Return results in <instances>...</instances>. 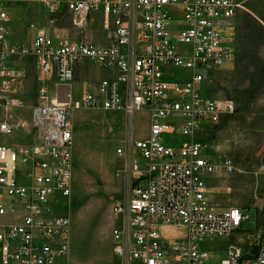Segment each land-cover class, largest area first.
Listing matches in <instances>:
<instances>
[{"label":"built area","instance_id":"built-area-1","mask_svg":"<svg viewBox=\"0 0 264 264\" xmlns=\"http://www.w3.org/2000/svg\"><path fill=\"white\" fill-rule=\"evenodd\" d=\"M22 1L54 14L63 6L80 30L100 13L104 41L40 28L30 43H18L9 9ZM242 9L241 0H0V107H25L16 91L24 79L18 60L35 65L39 98L29 124L23 118L0 122L1 133L30 126L36 137L0 143V264H59L67 256L71 113L83 108L119 112L131 121L139 112L148 116L146 134L136 137L132 130L116 148L128 176L124 200L112 207L120 264H208L200 243L229 238L245 219L240 208L211 205L209 176L233 172L234 163L228 156L213 161L196 135L237 110L233 98L209 96L204 81L233 59L234 18ZM85 62L98 64L104 76L83 84L74 100L73 75ZM172 67L191 75L175 77ZM167 227L184 235L167 237ZM253 244L251 253L229 245L218 264H264V231Z\"/></svg>","mask_w":264,"mask_h":264},{"label":"rangeland","instance_id":"rangeland-1","mask_svg":"<svg viewBox=\"0 0 264 264\" xmlns=\"http://www.w3.org/2000/svg\"><path fill=\"white\" fill-rule=\"evenodd\" d=\"M241 1L244 7L249 6L247 0ZM8 25L12 38L21 44L30 43L40 28L59 37L104 41L100 13H95L88 27L80 30L63 6L54 14L37 2L14 3L9 9ZM234 31L235 53L230 66L211 70L204 88L209 96L233 98L237 110L220 116L216 124L196 135L213 161L220 163L228 156L234 163L233 172L221 170L209 176L207 194L211 205L216 209L240 208L245 219L242 227L229 238L205 239L200 243L210 255L208 264H218L229 245L251 253L254 239L264 231V27L242 9L235 19ZM15 65L24 70V79L16 91L25 107L10 111L0 107V120L12 114L29 121V109L39 102L36 69L28 59L18 60ZM97 70L99 65L92 62L77 66L70 88L74 100L79 98L83 84L95 83L104 76ZM172 71L175 77L191 75L189 70L180 68L172 67ZM131 123L134 129H130ZM71 125L72 180L64 212L72 231L69 252L59 264H120L113 250L112 230L118 216L112 207L124 200L128 176L124 171V157L118 155L116 148L132 130L136 137L144 136L148 116L146 112H139L131 121L119 112L83 108L72 111ZM18 133L23 130L0 132V143L13 144ZM169 228L167 237L184 235L179 228Z\"/></svg>","mask_w":264,"mask_h":264},{"label":"crops","instance_id":"crops-1","mask_svg":"<svg viewBox=\"0 0 264 264\" xmlns=\"http://www.w3.org/2000/svg\"><path fill=\"white\" fill-rule=\"evenodd\" d=\"M247 3L249 2V6H246L244 7L243 4V9L247 12V14H249V16H251L254 20L258 21V23L264 27V6L262 5L264 3V0H247L246 1ZM261 7V8H259ZM263 9V11H262ZM241 10H239L236 15H235V18H234V23H235V19L238 15V13L240 12ZM236 37V36H235ZM229 67L230 66V61L226 62L225 65L223 67ZM100 67V66H99ZM222 67V68H223ZM76 70H77V67H76ZM97 71H101V75L104 74L103 71H102V68L100 67V70H97ZM98 73V72H97ZM101 79V78H100ZM99 79V80H100ZM98 81V80H97ZM37 104V103H36ZM33 108V107H32ZM4 110V109H3ZM31 111L32 109L30 108L29 109V116L31 117ZM22 115V114H21ZM17 118H23V117H15V115H8V119H3V120H0L1 121H5V120H8L10 122H14ZM25 119V118H23ZM26 120V119H25ZM27 121V120H26ZM31 119L27 122H30ZM17 132V131H16ZM15 133V132H13ZM15 138H17L16 140H13V144H18L21 143V142H32L36 139L35 135L31 132V128L30 126L26 127V129L23 130V133H18V134H15ZM20 140V141H18ZM12 144V145H13ZM72 231L71 229V222H70V232ZM171 230L169 227L167 228H164V232L167 234L169 233Z\"/></svg>","mask_w":264,"mask_h":264},{"label":"bare ground","instance_id":"bare-ground-1","mask_svg":"<svg viewBox=\"0 0 264 264\" xmlns=\"http://www.w3.org/2000/svg\"><path fill=\"white\" fill-rule=\"evenodd\" d=\"M64 90V89H63Z\"/></svg>","mask_w":264,"mask_h":264}]
</instances>
